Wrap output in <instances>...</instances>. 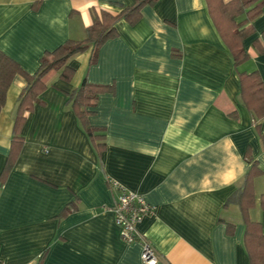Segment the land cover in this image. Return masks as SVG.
Masks as SVG:
<instances>
[{
	"label": "crops",
	"instance_id": "0c3cea01",
	"mask_svg": "<svg viewBox=\"0 0 264 264\" xmlns=\"http://www.w3.org/2000/svg\"><path fill=\"white\" fill-rule=\"evenodd\" d=\"M135 2L0 0V50L33 74L46 51L86 36L93 10L117 13ZM251 23L242 41L249 58L235 66L205 0L144 5L135 23H116L93 64L87 49L68 60L70 79L46 74L43 103L26 114L23 142L4 173L26 84L14 75L0 110L4 264H143L139 242L119 236L111 181L154 206L136 227L156 264H249L244 221L227 200L249 161L264 172V115L249 107L257 102L242 94L238 78L256 71L264 82V7ZM84 78L112 86L88 107L102 140L89 137L68 101ZM253 189L248 216L264 230V173Z\"/></svg>",
	"mask_w": 264,
	"mask_h": 264
},
{
	"label": "trees",
	"instance_id": "16d2710c",
	"mask_svg": "<svg viewBox=\"0 0 264 264\" xmlns=\"http://www.w3.org/2000/svg\"><path fill=\"white\" fill-rule=\"evenodd\" d=\"M205 1L216 30L233 56L234 65H240L249 58L248 53L242 47V41L253 32L251 22L261 13L264 0ZM155 2L156 0H136L132 6H126L117 13L105 8L93 10L92 22L86 28V36L80 40L67 39L55 49L46 51L40 59L38 69L33 74L25 72L15 60L0 50V110L4 105L6 92L14 75L22 74L26 81L17 101L10 151L4 173L11 168L23 142L21 128L26 114L36 104L43 103L40 94L46 87L44 81L46 74L51 70H57L60 71L63 79H70L74 71L68 66V60L87 49L91 52L89 63L93 64L97 59L101 45L117 35L116 23L120 20H125L129 24L135 23L141 15V8ZM238 78L242 94L246 98L253 99V102H257V104L254 102L256 107L252 105L249 107L256 110L259 115L261 114L260 116L256 114L257 117H261L264 115V82L256 71L239 72ZM111 89V85L91 83L84 78L81 84L68 94V101L93 141L102 140L104 135L97 133V128L89 123L88 116L92 111L88 107L95 104L100 93ZM99 147L103 148V143L99 144ZM249 163L241 187L229 197L227 203H235L239 207L245 224L243 242L249 264H264V230L259 222L250 220L248 216V211L254 206L255 200L253 180L264 172L258 167L256 161H249ZM73 207V204L65 206L59 215L68 213ZM260 207L264 209V194L260 196ZM228 230H232V224L228 225Z\"/></svg>",
	"mask_w": 264,
	"mask_h": 264
},
{
	"label": "built area",
	"instance_id": "2783aa9c",
	"mask_svg": "<svg viewBox=\"0 0 264 264\" xmlns=\"http://www.w3.org/2000/svg\"><path fill=\"white\" fill-rule=\"evenodd\" d=\"M117 190V196L111 210L115 223L119 228V236L123 242H139L141 245L140 259L143 264H156L158 258L149 241L137 230V224L143 216L154 212V206L149 204L143 195L130 191L120 186L116 181H111ZM0 264H4L0 257Z\"/></svg>",
	"mask_w": 264,
	"mask_h": 264
}]
</instances>
